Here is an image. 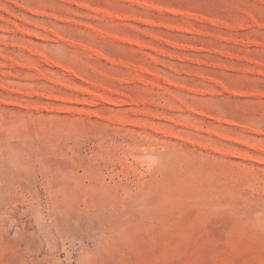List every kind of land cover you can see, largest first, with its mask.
Segmentation results:
<instances>
[{"label":"rangeland","instance_id":"obj_1","mask_svg":"<svg viewBox=\"0 0 264 264\" xmlns=\"http://www.w3.org/2000/svg\"><path fill=\"white\" fill-rule=\"evenodd\" d=\"M0 264H264V0H0Z\"/></svg>","mask_w":264,"mask_h":264},{"label":"bare ground","instance_id":"obj_2","mask_svg":"<svg viewBox=\"0 0 264 264\" xmlns=\"http://www.w3.org/2000/svg\"><path fill=\"white\" fill-rule=\"evenodd\" d=\"M69 69H70V68H69ZM65 71H67V70H66V67H65ZM68 71H69V70H68ZM70 72H72V70H71ZM72 73H73V72H72ZM72 73H70V74H72ZM73 74H74V73H73Z\"/></svg>","mask_w":264,"mask_h":264}]
</instances>
